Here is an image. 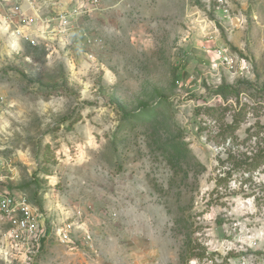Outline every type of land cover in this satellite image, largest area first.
<instances>
[{
	"label": "rangeland",
	"instance_id": "rangeland-1",
	"mask_svg": "<svg viewBox=\"0 0 264 264\" xmlns=\"http://www.w3.org/2000/svg\"><path fill=\"white\" fill-rule=\"evenodd\" d=\"M218 6L0 4V188L47 233L0 264H264V0Z\"/></svg>",
	"mask_w": 264,
	"mask_h": 264
},
{
	"label": "built area",
	"instance_id": "built-area-1",
	"mask_svg": "<svg viewBox=\"0 0 264 264\" xmlns=\"http://www.w3.org/2000/svg\"><path fill=\"white\" fill-rule=\"evenodd\" d=\"M31 0H0V4L9 5L13 14H20L24 16L27 21L29 17L23 12L24 4L30 3ZM9 2V3H8ZM98 0H94L97 3ZM227 0H217L218 7L220 8ZM228 11V9H224ZM77 9L72 10L70 13L63 12L56 16L60 26H67L71 23V16L76 15ZM33 20L32 17L29 19ZM217 56L220 58L222 64H226L235 72L241 67V62L233 57L226 47H219ZM2 159L0 157V165ZM44 213L25 195L10 192L0 188V257L10 262L14 253L27 257L29 253L32 257L35 253L39 252L43 246L41 240L47 237V233L43 226ZM55 234L60 237L62 241H69L70 238L67 234V229L60 227L56 229ZM31 245H34L31 251ZM36 256V255H35ZM10 257V258H9ZM30 256L29 259H32Z\"/></svg>",
	"mask_w": 264,
	"mask_h": 264
},
{
	"label": "trees",
	"instance_id": "trees-1",
	"mask_svg": "<svg viewBox=\"0 0 264 264\" xmlns=\"http://www.w3.org/2000/svg\"><path fill=\"white\" fill-rule=\"evenodd\" d=\"M234 91V89H232L231 87L229 86H221L218 90H217V93H221V94H226V93H232ZM249 170V169H248Z\"/></svg>",
	"mask_w": 264,
	"mask_h": 264
}]
</instances>
